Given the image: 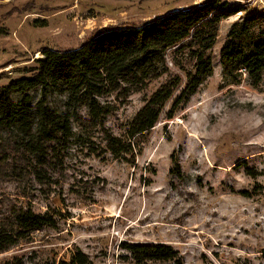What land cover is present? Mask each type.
I'll list each match as a JSON object with an SVG mask.
<instances>
[{
  "label": "rangeland",
  "instance_id": "rangeland-1",
  "mask_svg": "<svg viewBox=\"0 0 264 264\" xmlns=\"http://www.w3.org/2000/svg\"><path fill=\"white\" fill-rule=\"evenodd\" d=\"M206 1L0 0V87L29 76L24 70L44 50H74L105 28L141 26ZM221 2L243 11L219 25L212 76L172 113L170 100L156 126L132 140V154L115 159L94 131L70 145L51 187L0 179V215L29 204L56 223L0 254V264L16 258L58 264L75 249L93 264H137L126 244L171 246L178 253L169 263L143 264H264V79L257 88L246 76L229 85L220 64L230 26L264 9V0ZM188 44L168 51L169 74L134 92L107 118V132L122 138L145 101L174 76L183 87L193 71ZM48 99L57 107L63 101ZM174 161L179 176L172 173Z\"/></svg>",
  "mask_w": 264,
  "mask_h": 264
},
{
  "label": "trees",
  "instance_id": "trees-1",
  "mask_svg": "<svg viewBox=\"0 0 264 264\" xmlns=\"http://www.w3.org/2000/svg\"><path fill=\"white\" fill-rule=\"evenodd\" d=\"M242 11L221 0H208L141 26L105 28L74 50L42 51L35 66L24 70L29 76L0 87V179L51 187L70 145L94 131L102 134L104 152L115 159L132 154V140L156 126L170 100L174 98L172 113L212 76L210 52L219 25ZM226 36L220 49L222 77L227 84L237 85L246 76L257 88L264 79V9L241 16ZM187 40L193 71L186 74L183 87L182 79L174 76L145 101L122 138L107 132V118L134 92L168 75V51ZM50 96L62 98L61 105H50ZM172 173L179 176V162L174 161ZM45 227H56L49 212L36 214L29 204L5 209L0 215V254L28 242L32 233ZM122 248L137 264L169 263L178 257L171 246L126 244ZM7 264L24 263L16 258ZM58 264L93 263L75 249L68 262Z\"/></svg>",
  "mask_w": 264,
  "mask_h": 264
}]
</instances>
